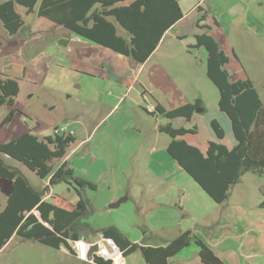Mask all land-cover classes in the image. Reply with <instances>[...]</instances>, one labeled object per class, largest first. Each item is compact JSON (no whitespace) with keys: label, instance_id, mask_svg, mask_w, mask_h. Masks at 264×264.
<instances>
[{"label":"rangeland","instance_id":"rangeland-1","mask_svg":"<svg viewBox=\"0 0 264 264\" xmlns=\"http://www.w3.org/2000/svg\"><path fill=\"white\" fill-rule=\"evenodd\" d=\"M180 1L185 13L180 26L166 36L158 54L142 71L129 73L122 82L86 75L75 81L72 75H77L68 73L67 67L59 66L54 72L53 65L33 79L30 72L24 74V56L17 55L16 42L30 32L62 35L66 30L35 13H27L21 6L17 11L25 25L19 36L11 37L0 23L4 43L0 72L18 78L20 84L15 106H0V121L13 108L16 110L0 130V142L33 129L36 123L39 125L33 131L39 137L56 127L74 130L78 141L67 149V159L76 175L96 184L95 189L83 191L92 206V213L83 221L96 233L115 226L134 243L143 239L167 243L187 229L200 230V220L213 218L218 204L167 152L171 138L159 131V125L171 120L147 112L152 99L169 109L200 93L204 103L196 108L190 121H171L175 127L197 128V133L182 138L206 152L208 141L217 139L211 125L216 119L227 131L226 143L234 140L227 115L217 107L218 89L206 76L207 51L194 47V35L199 32L196 22L203 14L211 35L229 57L225 67L230 79L249 78L264 100V0ZM177 33L184 37L178 38ZM117 102L120 107L109 113L110 105ZM101 119L100 130L94 131ZM0 155L8 165L19 169L34 188L45 189L47 180L20 161ZM241 181L239 188L249 193H258V187L264 185V178L253 173H246ZM49 195L71 200L77 196L74 186L64 182L51 186L45 196ZM5 196L0 192L1 203ZM124 197L126 200L119 206H112ZM198 249L195 244L185 247L170 264H201ZM126 263L146 264L140 251L127 255Z\"/></svg>","mask_w":264,"mask_h":264},{"label":"trees","instance_id":"trees-1","mask_svg":"<svg viewBox=\"0 0 264 264\" xmlns=\"http://www.w3.org/2000/svg\"><path fill=\"white\" fill-rule=\"evenodd\" d=\"M17 6L140 63L153 53L165 32L184 17L180 0H3L0 2V22L9 35H16L25 25ZM204 20L205 14L197 19L199 32L194 35V47H204L207 51V76L218 89V108L229 117L236 144L229 148L220 141L211 140L204 153L182 138L186 134L197 133L196 127H175L169 121L160 124L159 131L171 138L168 154L207 195L222 204L228 199L231 188L246 173L264 176V100L249 78L230 79L225 67L229 57L211 35V27L202 24ZM119 29L124 33L120 34ZM2 45L0 36V48ZM19 91L18 79L0 72V106L14 107ZM201 105L202 99L198 97L194 102L172 109L158 103L153 112H147L169 120L184 117L190 121ZM15 112L13 108L3 118L0 129L12 120ZM211 125L217 138L223 139L225 132L218 120L213 119ZM33 129L7 142H0V154L20 161L49 182L43 191L34 188L19 169L8 165L0 155V177L13 180L12 193L5 196L3 203L0 202V250L14 234L23 240H36L37 235L55 231L56 234L38 241L59 247L68 245L69 239L97 232L83 221L92 213V206L85 200L83 191L95 189L96 184L76 175L67 161L59 164L68 147L76 141V136L53 133L41 138ZM55 160L59 161L56 165L53 164ZM62 182L74 186L79 197L76 203L54 195L50 196L52 201L44 199L51 186ZM101 232L113 238L125 256L140 251L146 264H170L173 257L192 244L198 246L202 264H226L190 229L167 243H150L146 239L134 243L115 226ZM96 262L110 264L100 259Z\"/></svg>","mask_w":264,"mask_h":264},{"label":"crops","instance_id":"crops-1","mask_svg":"<svg viewBox=\"0 0 264 264\" xmlns=\"http://www.w3.org/2000/svg\"><path fill=\"white\" fill-rule=\"evenodd\" d=\"M183 18L177 21L172 27H170L165 32L159 45L143 63L137 62L132 58L120 54L108 47L84 39L66 29H65L66 31L63 32L62 35H56L54 33H35V32L27 33V37H21V39L16 42V49H18L16 53L17 55L24 56L22 58V63H23L22 65L24 67V72H25L24 74L27 75L30 72L33 79L38 78L37 77L38 75L39 77H41L42 76L41 71L46 72L48 69L50 70L51 66L53 65L54 72L55 69L58 68L59 66L65 68L67 67L68 70L66 71H68V73L77 75L76 77L72 75V77L75 78V81H77V78H79L80 75H86V77H91V78H97L101 76L107 78L109 82H113L114 80L122 82L126 78H129L128 75L129 73H136L144 69L146 63L158 54L160 49V44L163 43L166 36L176 27L180 26V23L183 20ZM202 24H208V23L206 20H204L202 21ZM20 31L16 34L17 36H19ZM119 33L121 34L124 32L121 29H119ZM65 35L67 38L71 40H79L83 42V44L73 45V46L60 44L59 40ZM10 36L12 37L15 35H10ZM177 37L182 38L184 37V34L177 33ZM41 46H45V47L40 49ZM206 69H207V65H206ZM206 76H207V70H206ZM208 80L212 83V81L209 78ZM206 83L209 85L208 82ZM142 88L144 89L145 92L146 89L143 86ZM198 97L202 99L201 94L199 93L197 95H193L192 100L189 102H194ZM181 98L183 100V96H181ZM218 99H219V94H218ZM218 99H217V107H218ZM182 102H183L182 104H185L184 101ZM158 103L162 104L157 99H152V102L149 105L150 107L149 106L148 107L154 108V106ZM202 103H204L203 99H202ZM120 105H121L120 102H117L114 105H110L109 113L112 111H116L120 107ZM179 118L186 120L184 117H177L171 119V121ZM103 120L104 119H101L95 125L94 131L100 130V126L101 123H103ZM37 124L39 123H36V125ZM181 126L186 127L185 125H181ZM230 127H231V122H230ZM224 132H225L224 138L218 139L216 136L217 138L216 140L224 143L229 148L233 147L236 144V139L234 135H233L234 140L232 141V143L227 144L226 129H224ZM50 134H52V132L47 135ZM74 135L76 136V134ZM77 141L78 138L76 137L75 142ZM84 141H86V139ZM200 150L202 151V149ZM64 161L68 162L67 154L59 162V164ZM72 168L74 169L75 172V168L74 167ZM262 178H264V176H262ZM43 180H47V182H49L48 179H43ZM241 182L242 181H240L231 188L229 197L224 203L222 204L217 203L218 206L216 207V211L213 215V218L207 219L205 221L200 220L199 224L202 228L200 230L196 229L195 231L194 230L193 231L200 238H202L206 242V244L226 264H264V206H261V203L264 202V185L263 187H258V193H249L239 188ZM50 196L51 195L44 196V199L49 201L48 197ZM78 199L79 197L77 195L75 196L74 199L72 200L68 199V200L72 203H76ZM96 234L97 233H93L92 236H90V234H86V235L82 234L79 238L94 240ZM199 261L201 262L200 258ZM0 264H99V263L93 261H79L74 257L73 251L71 250L69 244L68 245L62 244L59 247H52L38 240H23L19 235L14 234L0 250Z\"/></svg>","mask_w":264,"mask_h":264},{"label":"built area","instance_id":"built-area-1","mask_svg":"<svg viewBox=\"0 0 264 264\" xmlns=\"http://www.w3.org/2000/svg\"><path fill=\"white\" fill-rule=\"evenodd\" d=\"M154 108H148L149 112H153ZM75 134V131L68 127H56L52 134ZM68 244L73 251V255L79 261H93L100 259L110 264H126V256L124 251L118 246L115 240L107 237L103 232H98L94 240L84 238L69 239ZM97 245V250L90 254L93 246ZM97 263V262H96Z\"/></svg>","mask_w":264,"mask_h":264},{"label":"water","instance_id":"water-1","mask_svg":"<svg viewBox=\"0 0 264 264\" xmlns=\"http://www.w3.org/2000/svg\"><path fill=\"white\" fill-rule=\"evenodd\" d=\"M59 43L60 44H66V45H82L83 42L79 41V40H71L69 38L65 36H63L60 40H59ZM0 189H1V192L4 193L6 196H9L12 191H13V180L10 179V178H7V177H0ZM127 197H124V198H121L120 200H118L117 202H114L112 204L113 207H117L119 206L123 201L126 200ZM56 234L55 231H50L49 233H46V234H42V235H37L35 236V239L36 240H40V239H44L50 235H54ZM97 250V245L93 246L90 250V254Z\"/></svg>","mask_w":264,"mask_h":264}]
</instances>
